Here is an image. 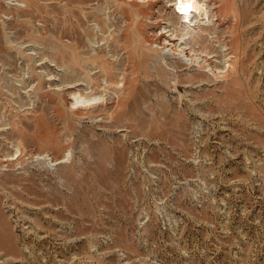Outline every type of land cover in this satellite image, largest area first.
Segmentation results:
<instances>
[{"label": "rangeland", "instance_id": "obj_1", "mask_svg": "<svg viewBox=\"0 0 264 264\" xmlns=\"http://www.w3.org/2000/svg\"><path fill=\"white\" fill-rule=\"evenodd\" d=\"M0 264H264V0H0Z\"/></svg>", "mask_w": 264, "mask_h": 264}, {"label": "bare ground", "instance_id": "obj_2", "mask_svg": "<svg viewBox=\"0 0 264 264\" xmlns=\"http://www.w3.org/2000/svg\"><path fill=\"white\" fill-rule=\"evenodd\" d=\"M84 94V93H83ZM96 99H98L97 97H95V96H90V97H86V96H82L81 95V93H76L75 95H74V97H73V103H71L72 104V106H77L78 104H84V105H86L85 103H89V102H91L92 103V101H94V100H96ZM17 152L18 151H16L15 153H14V155L16 156L17 155ZM11 156H13V155H11ZM44 157H47L48 159H50L51 160V162H54L53 161V159L52 158H50L49 157V155L48 154H46V155H44L43 156V158ZM55 160V159H54ZM63 160V159H62ZM57 161H59V160H57ZM57 161H55V162H57ZM61 162V161H60Z\"/></svg>", "mask_w": 264, "mask_h": 264}]
</instances>
